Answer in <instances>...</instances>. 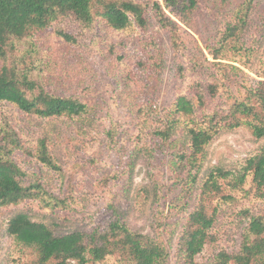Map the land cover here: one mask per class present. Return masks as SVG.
<instances>
[{
	"label": "trees",
	"instance_id": "obj_1",
	"mask_svg": "<svg viewBox=\"0 0 264 264\" xmlns=\"http://www.w3.org/2000/svg\"><path fill=\"white\" fill-rule=\"evenodd\" d=\"M199 5L200 0H162L147 9L141 0H0V103H11L42 118L67 117L74 121L91 117L94 106L90 103L48 90L36 76L34 57L14 56L20 43L37 46L36 37L41 32L66 18L73 19L82 34L99 24L124 34L134 27L148 29L157 23L168 36L169 49L158 46L156 40L148 44L142 41L140 48L147 49V58L135 60L133 65L123 61L128 73L121 78L140 82L142 89L151 82L159 86L171 51L175 59L173 69L180 80L174 98L165 105H160L153 95L141 102L131 100L137 115L154 120L151 133L162 150L164 168L160 175H168L165 193L159 175L149 174L155 184L154 198L160 203L154 213L155 226L160 235L161 230L171 228L167 241L132 230L121 216L89 230L57 234L50 225L21 210L11 217L7 231L23 251L34 253L27 264H98L110 257H116L119 264H264V215H253L248 209L243 214L251 220L238 252L223 249L208 263L197 259L212 242V229L220 213L219 205L210 203L212 196L220 194L225 184L233 190L241 189L250 175L256 191L264 189V144L247 158L243 170L233 180H228L230 171L219 167L201 175L210 146L220 135L245 126L257 140L264 139V67L261 79L252 78L243 68L250 64L253 50L242 39L248 23L247 19L242 26L238 20L233 22L248 5L247 0L236 6L224 30L203 40V45L188 32L194 28L193 17ZM58 34L69 42H77L72 34L61 31ZM139 71L149 74L148 81L134 80ZM113 124L107 135L109 145L117 148L121 133L116 134L119 127ZM131 137L134 149L126 158L120 154V175L133 174L142 151L153 156L149 148L141 146L145 138L142 132ZM24 156L33 157L41 168L62 170L45 139L39 140L32 153L0 115V209L21 205L54 209L62 201L66 204L65 199L52 198L42 176L31 178L21 164ZM196 191H199L197 201ZM167 196L170 200L164 201Z\"/></svg>",
	"mask_w": 264,
	"mask_h": 264
},
{
	"label": "rangeland",
	"instance_id": "obj_2",
	"mask_svg": "<svg viewBox=\"0 0 264 264\" xmlns=\"http://www.w3.org/2000/svg\"><path fill=\"white\" fill-rule=\"evenodd\" d=\"M141 1L147 9L155 1L162 2ZM243 1L200 0L193 17L194 28L188 29V32L203 45V40L216 33L219 35L224 30L226 22L232 17L231 13ZM247 1L248 5L241 9L243 12H240V17L233 24L238 20L242 26V21L247 19L242 39L253 50L250 64L243 68L252 78L261 79L264 67V0ZM60 31L74 35L77 42L67 41L58 34ZM81 31L73 19L66 18L41 32L36 37L37 46L20 43L14 51L15 57L30 55L36 59V76L50 92L78 97L93 105L94 109L91 117L73 121L67 117L42 118L35 113H26L11 103H0V115L17 131L29 151L35 153L40 139L47 141L61 172L37 166L31 156L28 159L24 156L21 164L31 173L32 179H36V175L42 176L44 187L52 193L53 199L59 197L66 201V204L62 201L54 209L43 208L42 205L0 209V264H27L34 258V253L31 250L23 251L7 231L9 220L21 210L29 211L35 220L47 223L57 234L89 230L97 224L106 225L111 219L121 216L136 232L155 236L164 242L168 239L171 228L161 230L160 235L155 226L157 216L154 213L160 203L154 198L155 184L149 174L154 172L156 176L159 175L160 187L165 193L168 189V175H160L164 168L161 165L162 150L158 148L151 133V127L155 126L154 120L137 115L132 110L131 100L141 102L153 95L154 100L165 105L174 98L180 80H177L173 69V53L169 51L164 78L159 86L151 82L146 89H142L143 84L140 82H131L130 78L123 81L121 78V75L126 77L128 73L123 68V61L133 65L135 60L147 58V49L140 48L142 41L148 44L156 40L158 46L161 44L169 49L168 36L157 23H152L148 29L134 27L124 34L102 24L86 34ZM165 55H168L167 50ZM122 56L126 57L121 60ZM208 59L213 60L212 56H208ZM28 64L32 65L30 60ZM148 76V73L139 71L134 80L140 78L148 81ZM125 82L127 84H123ZM112 123H117L119 127L116 134L121 133L117 148L109 145L107 131ZM139 131L145 136L141 146L149 148L153 156L142 151L133 174L126 172V175H120V154H124V158L130 154L134 149L131 135ZM262 144L264 139L257 140L245 126L220 135L210 146L209 159L201 175L205 176L208 169L219 167L230 171L232 174L228 180H233L243 170L247 158L256 154ZM115 174L117 178L113 179ZM108 178L113 180L109 182ZM198 193L196 191L195 201ZM170 198L167 196L163 199L169 201ZM211 200V205H219L220 213L212 229V242L207 244L197 258L201 263L212 261L214 255L223 249L228 252L239 251L251 220L243 214L245 210L248 209L253 215H264V189L256 191L251 175L241 189L233 190L225 184L223 191L212 196ZM98 264L119 263L116 257H110Z\"/></svg>",
	"mask_w": 264,
	"mask_h": 264
}]
</instances>
